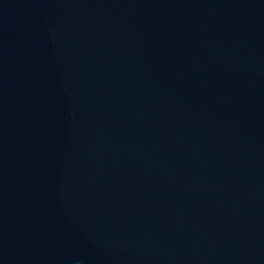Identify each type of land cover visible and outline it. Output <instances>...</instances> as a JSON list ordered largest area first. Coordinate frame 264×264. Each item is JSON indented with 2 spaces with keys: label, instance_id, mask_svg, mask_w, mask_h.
Segmentation results:
<instances>
[{
  "label": "water",
  "instance_id": "obj_1",
  "mask_svg": "<svg viewBox=\"0 0 264 264\" xmlns=\"http://www.w3.org/2000/svg\"><path fill=\"white\" fill-rule=\"evenodd\" d=\"M0 264H264V0H0Z\"/></svg>",
  "mask_w": 264,
  "mask_h": 264
}]
</instances>
